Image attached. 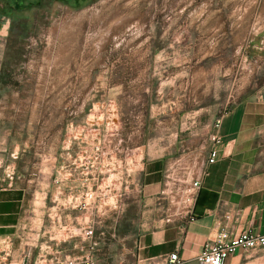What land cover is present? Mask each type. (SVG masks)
I'll return each instance as SVG.
<instances>
[{
    "label": "rangeland",
    "instance_id": "1",
    "mask_svg": "<svg viewBox=\"0 0 264 264\" xmlns=\"http://www.w3.org/2000/svg\"><path fill=\"white\" fill-rule=\"evenodd\" d=\"M24 3L0 6V190L87 208L128 245L164 215L140 212L143 164L179 177L212 114L264 93V0Z\"/></svg>",
    "mask_w": 264,
    "mask_h": 264
},
{
    "label": "crops",
    "instance_id": "2",
    "mask_svg": "<svg viewBox=\"0 0 264 264\" xmlns=\"http://www.w3.org/2000/svg\"><path fill=\"white\" fill-rule=\"evenodd\" d=\"M3 1L12 6L19 3L0 0V6ZM5 17L0 14V19ZM6 24L8 19L3 28ZM1 65L0 60V73ZM210 126L211 134L217 133L220 140L216 160L206 162L210 132L196 152L185 155L187 160L195 157L191 163L198 166L182 172L200 174V187L189 206L179 194L182 172L177 178L171 174L174 167L178 168L174 160L165 166L159 158L143 164L137 185L140 212L164 215L143 217L140 225L148 228L138 231L128 245L126 235L114 227L112 234L105 230L109 226L103 225L102 232L88 236L86 228L93 227V223L87 221V208L82 221L83 213L75 205L47 206L29 199L28 192L17 186L1 189L0 264H46L52 258L83 259L89 255L95 264H164L172 252L180 255L183 264H198L196 256L220 228L231 234L262 232L264 93L241 97L219 117L212 114ZM223 264H264V248L239 249Z\"/></svg>",
    "mask_w": 264,
    "mask_h": 264
},
{
    "label": "built area",
    "instance_id": "3",
    "mask_svg": "<svg viewBox=\"0 0 264 264\" xmlns=\"http://www.w3.org/2000/svg\"><path fill=\"white\" fill-rule=\"evenodd\" d=\"M218 126V122L215 127ZM211 146L209 148L207 163H213L218 155L219 137L217 133H212L209 137ZM197 164L193 165L196 170ZM187 170V169H186ZM179 193L183 198L182 201L189 206L194 200L200 187V174L192 176L182 172V176L178 180ZM86 234L93 237V227L86 228ZM256 248H264V230L262 232H253L250 230L242 231L237 234L229 233L225 228H220L216 236L204 244L201 251L196 256L198 264H223L226 258L234 254L239 249L250 250ZM46 264H95L91 255L83 259H58L52 258ZM164 264H183V260L177 252H172L167 257Z\"/></svg>",
    "mask_w": 264,
    "mask_h": 264
},
{
    "label": "trees",
    "instance_id": "4",
    "mask_svg": "<svg viewBox=\"0 0 264 264\" xmlns=\"http://www.w3.org/2000/svg\"><path fill=\"white\" fill-rule=\"evenodd\" d=\"M33 4H26V3H24V0H19V3H18V5H15V10L16 11H19V10H22V9H26V8H29L30 6H32ZM2 71H3V69H1ZM0 75H1V73H0ZM2 76H3V74H2Z\"/></svg>",
    "mask_w": 264,
    "mask_h": 264
}]
</instances>
